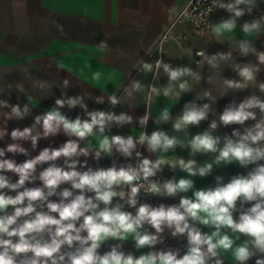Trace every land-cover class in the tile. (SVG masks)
Wrapping results in <instances>:
<instances>
[{
	"label": "clouds",
	"instance_id": "1",
	"mask_svg": "<svg viewBox=\"0 0 264 264\" xmlns=\"http://www.w3.org/2000/svg\"><path fill=\"white\" fill-rule=\"evenodd\" d=\"M261 3L264 0H210L194 23L197 28L203 23L210 42L227 44L228 50L208 54L202 48L194 53L169 30L156 48L160 58L154 62L140 58L133 65L139 74L151 73L157 83L146 85L129 78L120 96L116 90L121 85H115L116 90L107 93L108 110H89L86 100L92 97L87 93L68 96L67 78L58 86L63 90L54 104L34 116L33 96L22 82L0 87V96L9 97L0 98V140L11 139L0 147V264H225L229 258L231 264H249L253 259L255 264H264V81L258 80L264 71V51L255 46L264 36V13L243 20L258 11ZM219 10L228 13L227 18L210 22L209 17ZM197 34L204 35V30ZM168 39L179 47L180 58L198 56V69L206 64L210 73L205 77L201 70L165 62L162 44ZM99 47L110 50L106 42ZM237 57L254 59L237 62ZM223 66L238 78L222 76ZM20 71L31 76L28 68ZM161 76L167 77L166 84H158ZM92 80L99 84L101 73H93ZM202 83L209 87L197 90ZM54 86L52 81L31 80V88L42 94L41 99L54 95ZM250 88L260 94L253 92L239 102L233 99L219 112L214 107L229 92ZM13 91L27 102L21 105L18 97L16 104L10 103ZM101 92H105L103 88ZM193 92L194 99L186 102L179 114L173 116L169 107L161 110L150 134L146 131L150 111L135 118L114 111L118 105L137 107L138 96L150 107L154 97L178 102L182 94ZM94 103H105V96L95 97ZM77 107L83 117L71 118L63 111ZM29 116H33L30 126L9 133V121ZM134 121L141 129L138 134H111L114 126ZM202 121H208V127L193 135L190 126L198 127ZM248 121L254 123L248 125ZM167 124H171V134L160 127ZM221 127H231V133L219 134ZM61 133L68 137L63 144L44 147L35 156L23 146L30 143L36 150L40 140ZM177 148L189 150L191 158L168 155ZM141 149L155 159L144 156ZM6 153L28 158L18 163L6 158ZM197 155L208 159L201 163ZM117 157L125 162L120 163ZM104 158L112 161L111 166H99ZM89 159L95 167L89 165ZM231 165L246 171L227 181L223 175H215L214 185L196 187L193 178L208 177ZM165 168L173 175L158 178ZM177 170L186 175L178 178ZM141 194L178 203L154 206L141 202ZM166 236L186 241L183 251L179 247L157 248L165 244ZM129 241L137 251H149L138 256L126 252L124 245ZM105 245L109 250L102 252Z\"/></svg>",
	"mask_w": 264,
	"mask_h": 264
},
{
	"label": "crops",
	"instance_id": "2",
	"mask_svg": "<svg viewBox=\"0 0 264 264\" xmlns=\"http://www.w3.org/2000/svg\"><path fill=\"white\" fill-rule=\"evenodd\" d=\"M190 0H0V87L7 83L22 82L26 89L33 96L31 103L36 106L33 110V116L39 114L54 104L55 98L61 95L62 88L58 87L62 80L67 78L70 80V87L66 89L68 96L89 94L92 98L87 99L89 110H108L110 105L107 101V93L116 90L115 85L120 84V89L116 90L117 95H122V89L129 82V78L139 79L144 84L157 83L153 81L152 74H139L133 65L142 58L147 62H154L161 57V53L156 50L157 45L165 40L168 31L181 38V44L184 47H192L196 50L206 49L208 54H214L218 51H227V44H218L215 41L210 42L207 31L204 35H198L194 32L192 25L188 22H179L175 18L183 11ZM264 13V3L260 4L259 10L254 11L252 16L246 15L243 20H250L255 16ZM228 13L223 10L215 11L212 22H219L222 17L227 18ZM175 20V21H174ZM243 22V21H241ZM239 34V28H237ZM106 42L109 51H103L99 45ZM255 46L264 51V36L255 42ZM162 47L165 50L163 60L170 62L176 66H190L194 70L198 69L196 61L200 58L193 55L190 60L187 57L180 58V49L171 39L166 40ZM149 51L151 53L149 54ZM121 53H124L121 55ZM253 57H237V62H248ZM28 68L31 74L27 77L20 69ZM222 76L227 78H238L230 68L223 66ZM206 77L210 73V69L205 64L201 70ZM101 73L99 84L92 80V74ZM162 72V69H161ZM32 78H39L54 82L53 93L50 98L41 99L42 94L31 88ZM123 78V79H122ZM258 80L264 81V71L258 74ZM167 83V77L161 76L158 84ZM209 87L206 83L198 86ZM101 88L105 92H101ZM255 92L259 95L258 89H247L236 92H229L227 96L220 98L214 107L216 110L222 111L224 107L235 99L237 102L245 96ZM213 93L217 94L216 89ZM100 95L105 96V103H94V98ZM195 93L182 94L178 102H172L163 96L154 97L152 104L146 106L142 99L138 96L135 108H129L127 104L116 106L114 111L128 112L129 115L142 117L146 112H151V119L148 121L146 131L150 134L156 129L153 120L157 114L165 107H169L173 116L179 114L186 102L194 99ZM21 105L27 102L26 97L13 91L10 97V103ZM0 98L9 99L7 95ZM207 101H198L204 103ZM71 118H75L78 114L82 117L84 113L77 107L71 112L67 108L63 109ZM33 116H29L23 120H12L8 122L9 133L14 128H23L30 126L33 122ZM212 117L210 116L209 119ZM248 125L253 121L246 122ZM171 134V124L161 125ZM208 127V121H202L197 126H190V132L195 135L202 132ZM239 127V126H232ZM140 126L134 121L131 125L123 127H113L111 134L113 135H136L140 131ZM232 128L219 129V134H230ZM182 135V134H181ZM68 137L61 133L60 135L42 139L39 141L36 150H32L30 143L23 146L28 148L31 156L38 154L44 147H59ZM7 143H11L10 136L0 140V147H5ZM81 146H84L82 143ZM144 156L155 159V155H150L146 150L141 149ZM169 156H182L185 159L191 158L189 150H181L177 148L175 153L169 152ZM6 158L15 159L18 163L23 162L28 157L21 154L13 155L6 153ZM84 158L81 157V160ZM120 163L125 161L117 157ZM196 159L203 163L208 156L197 155ZM112 161L104 158L99 162L101 167L111 166ZM89 165L96 166L95 162L89 159ZM46 167V165H45ZM246 170L239 168L237 165L227 166L217 169L213 175L205 178L195 177V185L197 188H203L214 185V176L223 175L225 181L237 173ZM9 175H12L9 173ZM173 175L167 168L158 176V178H170ZM175 175H186V173L177 170ZM17 177L13 176V181ZM39 181L36 182V186ZM29 187L34 185H28ZM63 187V186H62ZM191 195V193H189ZM55 199V197L53 198ZM160 203L173 204L178 200L156 197L155 205ZM208 231L207 228L204 229ZM115 243V242H109ZM186 241L177 240L166 236L165 244L158 245L157 248L179 247L184 249ZM108 246L102 248L107 251ZM124 250L131 251L135 255H140L149 249L137 251L132 242H125ZM225 264H231L230 258ZM249 264H255L254 259Z\"/></svg>",
	"mask_w": 264,
	"mask_h": 264
},
{
	"label": "built area",
	"instance_id": "3",
	"mask_svg": "<svg viewBox=\"0 0 264 264\" xmlns=\"http://www.w3.org/2000/svg\"><path fill=\"white\" fill-rule=\"evenodd\" d=\"M209 3L210 0H190L176 20L179 22L190 23L196 34L198 33L199 30L202 29L204 30V32L207 31L203 23H200L199 28H197L194 21H196L197 18L200 16V14L203 13L204 10L209 6ZM214 13L209 17L210 22H212L213 20ZM155 201H156V197L145 196L144 194H141V202H148L151 203L152 205H155ZM128 210H132V209H128Z\"/></svg>",
	"mask_w": 264,
	"mask_h": 264
},
{
	"label": "water",
	"instance_id": "4",
	"mask_svg": "<svg viewBox=\"0 0 264 264\" xmlns=\"http://www.w3.org/2000/svg\"><path fill=\"white\" fill-rule=\"evenodd\" d=\"M180 13H181V12H180ZM180 13H179V15H180ZM179 15H178V16H179ZM178 16H177V17H178ZM177 17L175 18V20L177 19ZM175 20H174V21H175Z\"/></svg>",
	"mask_w": 264,
	"mask_h": 264
}]
</instances>
